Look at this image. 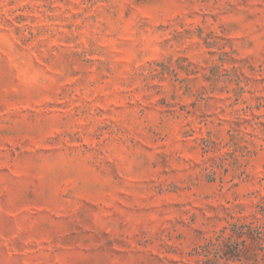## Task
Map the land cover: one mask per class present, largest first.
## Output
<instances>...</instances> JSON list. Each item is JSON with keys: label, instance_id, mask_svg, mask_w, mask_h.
Listing matches in <instances>:
<instances>
[{"label": "rangeland", "instance_id": "1", "mask_svg": "<svg viewBox=\"0 0 264 264\" xmlns=\"http://www.w3.org/2000/svg\"><path fill=\"white\" fill-rule=\"evenodd\" d=\"M0 264H264V0H0Z\"/></svg>", "mask_w": 264, "mask_h": 264}]
</instances>
